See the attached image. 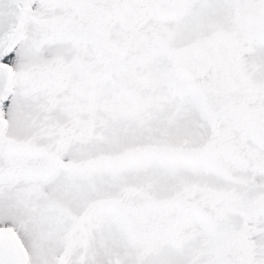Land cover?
I'll use <instances>...</instances> for the list:
<instances>
[{"label": "snow or ice", "instance_id": "obj_1", "mask_svg": "<svg viewBox=\"0 0 264 264\" xmlns=\"http://www.w3.org/2000/svg\"><path fill=\"white\" fill-rule=\"evenodd\" d=\"M0 264H264V0H0Z\"/></svg>", "mask_w": 264, "mask_h": 264}]
</instances>
